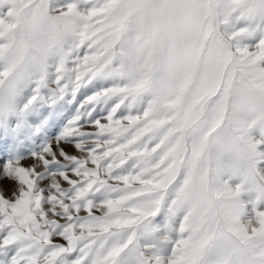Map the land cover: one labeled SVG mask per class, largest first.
<instances>
[{"label":"snow or ice","instance_id":"obj_1","mask_svg":"<svg viewBox=\"0 0 264 264\" xmlns=\"http://www.w3.org/2000/svg\"><path fill=\"white\" fill-rule=\"evenodd\" d=\"M0 264H264V0H0Z\"/></svg>","mask_w":264,"mask_h":264}]
</instances>
